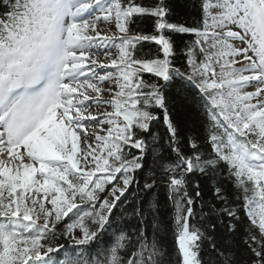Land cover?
I'll return each instance as SVG.
<instances>
[{
	"label": "snow or ice",
	"instance_id": "6c2138e0",
	"mask_svg": "<svg viewBox=\"0 0 264 264\" xmlns=\"http://www.w3.org/2000/svg\"><path fill=\"white\" fill-rule=\"evenodd\" d=\"M194 7L188 25L166 0H0V264H264V0ZM146 18L153 31L129 35ZM173 36L190 39L177 50ZM170 100L195 106L202 135L181 140ZM157 110L174 161L151 133ZM195 174L216 203L189 191ZM159 184L172 252L147 200Z\"/></svg>",
	"mask_w": 264,
	"mask_h": 264
},
{
	"label": "trees",
	"instance_id": "16d2710c",
	"mask_svg": "<svg viewBox=\"0 0 264 264\" xmlns=\"http://www.w3.org/2000/svg\"><path fill=\"white\" fill-rule=\"evenodd\" d=\"M137 4H144L145 6H149L151 4L157 3L158 0H135ZM196 0H166V3L169 8L168 13V21L170 23H178V24H188L191 25L193 23L194 18H196V8L194 7ZM131 32L129 34L134 35L136 32H144V33H151L153 31L152 26V19L146 18L143 22L138 24L130 25ZM190 39L188 36H173V40L175 42V46L177 50L185 47V41ZM156 45L154 43L149 42H140L138 45L137 55L149 54L154 53L156 49ZM175 67L180 68L181 70H185V66L181 57L177 56L175 60ZM147 78L148 74H144ZM173 93H170V96ZM195 106L193 105L191 108L187 106V104H177L173 106L171 100L169 102V110L171 113V119L173 122L178 126L179 135L181 140H185L189 134H203V127L201 124V118L198 116V113L194 111ZM158 119L154 120L151 125V133L158 134L160 137L159 145L156 147L161 148L162 151V160L165 161H174L175 157L170 153V150L165 145V126L163 123V111L157 110ZM148 141V154L147 159L145 161V166L143 169V173L138 176L140 180L141 187L143 185V177L148 174L149 168L152 165V136L148 135L146 137ZM181 147L187 153L189 150L188 148L182 143ZM135 151V150H133ZM157 175H159V170L157 169ZM199 183L200 191L202 192V198L204 201L212 200L213 203L216 201L212 198V188H211V177L202 176L199 174L191 175L189 177V191L194 195V188L193 184ZM133 190H135V185H133ZM129 197V200L134 199L132 196V192L126 193ZM139 195L143 198L145 197L144 192H140ZM228 195L231 196V187L228 186ZM155 199V201L159 205V212L156 215V220L159 222L161 231L159 233L160 238L162 239L163 243L167 246L169 252H172L175 248L173 235L171 232V214H172V207L168 201L167 192L163 184H159L158 187L154 188L151 194L147 195V200ZM117 213L119 209H115ZM197 212H199V202L197 203ZM227 221V217H225ZM152 222L153 217L149 216L148 220L146 221L147 230L149 235L152 233ZM127 224L129 225V231L137 227L138 220L135 217H132L127 220ZM63 242V241H62ZM236 243L239 245V237L236 238ZM222 244V234H217V246H221ZM240 246V253H243V246ZM208 245L205 243L204 245V253L203 257L207 261L208 259ZM210 264V262H209Z\"/></svg>",
	"mask_w": 264,
	"mask_h": 264
},
{
	"label": "rangeland",
	"instance_id": "374dc122",
	"mask_svg": "<svg viewBox=\"0 0 264 264\" xmlns=\"http://www.w3.org/2000/svg\"><path fill=\"white\" fill-rule=\"evenodd\" d=\"M101 27H104V26L101 25ZM104 31H105V34L111 35L112 32H115L114 24L112 25V29H111V31H108L107 28H104ZM129 35H132V34H129ZM113 52H115V50H113Z\"/></svg>",
	"mask_w": 264,
	"mask_h": 264
}]
</instances>
